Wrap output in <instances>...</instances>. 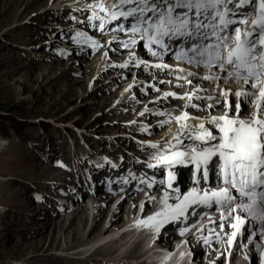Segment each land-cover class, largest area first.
<instances>
[{"label": "rangeland", "instance_id": "obj_1", "mask_svg": "<svg viewBox=\"0 0 264 264\" xmlns=\"http://www.w3.org/2000/svg\"><path fill=\"white\" fill-rule=\"evenodd\" d=\"M109 1L102 0L105 5ZM54 3L55 0H0V141H5L0 150V264H16L18 259L24 257L29 260L41 258L46 264H92L99 261L97 258H110L115 249H129L139 237L137 227L132 226L137 217L127 225L129 229L126 237H112L111 242L98 247L99 251L101 250L99 254H93L91 259H84L78 254L79 249L89 251L91 246L85 245L92 242L100 232L99 226L93 225L97 211L104 209V213H109L112 209L107 217L109 221L122 202L125 195L123 191L131 190L133 193L121 204L117 218L118 224L122 220L125 222L130 219L134 211L131 207H134L137 195L141 192L139 189L134 191L135 187L129 186L125 187L126 189L120 188L125 189L123 191L118 189L120 191L117 194L107 199L98 195L93 198L89 195L82 197L81 189H92L96 185L111 188L124 181L123 179L111 186L108 184L104 172L101 173L94 166V162L100 157L94 158L93 151L87 150L82 138L101 151L99 154L122 157L131 164L141 163L142 160L137 157L152 149L144 142L165 141L168 137L165 130L175 125V120L172 119L169 123H161L169 118L157 113L176 115L179 109L186 108L191 116H203L205 113L200 109L204 104L211 103L196 101L195 103L200 104V109L186 107L185 101L178 97L188 90L189 85H184L183 88L178 83L169 82L172 77L162 79L163 76L151 68L148 75L137 76L133 72L134 66H130L133 73L126 72L128 77L114 79L111 71L120 70L112 64H118V59L120 62L128 61L129 55L122 59L120 55L116 56L115 60L107 63L104 60L103 63L109 68L102 73V81L97 78L93 82L103 65L101 62L98 69L97 65L104 49L101 45L92 48L83 41L74 43L73 36L76 31L85 32L101 42L108 40L110 34L122 37H125V34H117L113 29L106 35L100 34L105 30L96 32L87 26L88 22L83 18L88 15L83 18L81 16L88 12L89 17L92 15L93 9H89L88 5L94 4L95 0H88L76 10L65 11V5H53ZM95 11L98 15L104 14L97 9ZM90 22L93 24L98 21ZM109 27H113V23L107 28ZM135 49L136 47H133L130 51ZM134 54L139 57L138 53ZM88 59L95 67L85 66L83 68L88 69L83 73L72 75V79H80L83 84L76 86L77 82L71 83L75 87V94L67 95L63 91L66 80L55 78L56 73L71 68H82L81 62ZM139 60L152 64L167 61L164 57L156 60L146 55L139 57ZM132 64H135V61ZM182 66L187 65L180 67ZM66 82L69 83V80ZM98 82L99 85L96 84ZM112 83L113 92L106 91L105 87ZM130 84L135 96L123 104L124 100L121 99ZM91 90L93 94L84 97ZM136 90H142L141 94L136 93ZM165 92L177 93V98L165 97ZM165 98L170 99L164 104L158 103L159 99ZM229 101L232 102L231 96ZM127 105H133L135 109L129 111L126 109ZM113 107L123 110L114 113L111 111ZM147 114L149 116H144ZM188 123L194 124V120ZM146 129L149 133L142 132ZM148 134L152 136L149 137ZM102 136L107 139L106 142L102 140ZM48 167L56 170H49ZM184 173L186 172L183 171ZM160 177L162 175H159V178L156 176L158 182H155L153 187L157 189L155 191L164 187V180L160 181ZM143 186H147V183ZM55 194H63L64 197L60 198L67 204H61L48 197ZM76 196L80 198L78 202L74 201ZM86 197H89L91 207L90 222L84 224L76 220L73 230L64 226H57L56 229L59 214L53 204L64 207L65 209L60 211L63 212V218L69 220L78 215L76 209L80 205H86ZM46 213H50L47 218ZM199 242L206 246L203 241ZM250 247L252 246L249 245ZM152 248L154 243H151ZM210 252L215 253L214 250Z\"/></svg>", "mask_w": 264, "mask_h": 264}, {"label": "snow or ice", "instance_id": "obj_2", "mask_svg": "<svg viewBox=\"0 0 264 264\" xmlns=\"http://www.w3.org/2000/svg\"><path fill=\"white\" fill-rule=\"evenodd\" d=\"M88 7L93 9L89 20L99 22L98 31L105 30L108 22H117L115 30L126 37L119 42L121 47L132 49L142 40L156 60L174 52L177 65L173 74L182 81L180 87L189 85L191 89L178 97L186 107L200 109V104L193 101H211L200 109L203 116H191L184 110L176 115L157 113L169 118L161 123L175 120L178 131L163 144L144 142L154 150L147 167L191 165L194 186L181 194L172 185L174 172L167 171L159 198L145 193L149 204L155 201V210L137 218L135 226L150 230L155 238L165 224L186 220L190 211L214 208L220 223L218 233L208 229L212 238L220 242L223 233L226 247L231 249L251 223L254 231H247L246 238L258 253L259 264H264V0H112L108 5L95 0ZM95 9L104 14L98 15ZM120 21H127V26ZM81 41L92 48L99 46L97 40L78 31L73 42ZM129 58L137 65L147 63L136 58L133 51H129ZM127 66V60L120 65ZM152 66L173 72L162 62ZM193 79L197 83L193 84ZM163 96L177 98V93L165 92ZM190 120L196 122L190 124ZM213 165L219 183L209 187ZM124 182H128L126 178ZM147 187L152 188L153 182L148 181ZM143 206L141 201V209ZM199 215L206 213L201 211ZM206 223L215 222L209 218ZM226 223L228 232L224 231ZM187 231L188 227L179 228L180 235ZM197 238L211 247L207 236ZM240 246L250 250L249 245ZM216 255L221 253L217 251ZM244 260H249L247 254Z\"/></svg>", "mask_w": 264, "mask_h": 264}, {"label": "bare ground", "instance_id": "obj_3", "mask_svg": "<svg viewBox=\"0 0 264 264\" xmlns=\"http://www.w3.org/2000/svg\"><path fill=\"white\" fill-rule=\"evenodd\" d=\"M37 2H39L40 0H36ZM88 0H55V3L53 4V5H55V4H59V5H61V3H62V6H66V8L64 9V11L65 10H76L78 7L80 8V6H82L84 3H86ZM112 1V0H111ZM86 5V4H85ZM64 6V7H65ZM61 9V8H60ZM63 9V8H62ZM57 10V9H56ZM83 10V9H82ZM97 10H99V9H97ZM84 11H86V9L84 8ZM81 12V11H80ZM61 13V12H60ZM59 13V14H60ZM81 14V13H80ZM89 12H88V14H83L82 16H81V18H83V17H85V16H87V17H85V18H83V19H85V20H87V26H89L92 30L93 29H95L96 30V32H98V28H99V22H97V23H93V24H91V22H90V20H89ZM67 17V16H66ZM121 23H123L122 21H120ZM85 23V22H84ZM111 23H113V27H109V28H106L105 29V32H100V34H107V33H111V31H113L114 30V32H116L117 34L119 33V34H122V35H124V33H122V32H120V31H118V30H115L116 29V27H117V22H115V21H111V22H108V25L109 24H111ZM90 24V25H89ZM86 26V27H87ZM96 27V28H95ZM82 28V27H81ZM81 28H79V29H81ZM113 29V30H112ZM79 30H77L76 32H78ZM81 32V31H80ZM114 32H112V33H114ZM91 34V33H90ZM99 36V35H98ZM102 36V35H101ZM113 36H115V35H113V34H110V36H108L109 38H108V40H106V41H100L99 39V41H100V43H99V45H101L100 47L101 48H103L104 49V53H103V55L101 56V61H100V63L97 65L98 66V69H100L99 67H100V64H101V62L103 63V61L104 60H106V63L108 62V61H111V60H115L116 59V56H119L120 55V58L122 59L125 55H129V51L131 50V49H129V48H124V47H121L120 46V41H125L126 40V37H122V36H115L116 37V39L115 40H113ZM94 39V38H93ZM98 41V42H99ZM133 47H136V49L135 50H133L134 51V53H138V56L139 57H141V56H149V58H151L152 56H151V54L147 51V49L144 47V45H143V42H142V40H138L137 41V43H136V45H134ZM93 52V51H92ZM92 52H90V53H92ZM100 53V52H99ZM128 57V56H127ZM139 57H136V58H138L139 59ZM163 57L165 58V60H167L166 62H164V61H161L162 63L164 62V63H166V64H168V65H170L172 68H173V72H170L169 71V69L168 68H164V69H159V68H156V67H153L152 65V63L151 62H147L146 64H140V65H137L136 63L135 64H132V63H134V59H130L129 57V59H128V66L127 67H120V65L121 64H123L125 61H121L120 62V59H118L117 60V62H118V64H112V66H114V68H117V69H119L120 71H111V75L114 77V79L115 78H119V80L120 79H122V78H126V77H128V73H133L134 72V74H137V76H146V75H148V73H149V69L151 68L152 70H154L155 72H158V74H160V76H163L162 77V79L163 78H170V77H172L171 79H169L168 81L169 82H173V83H178V85L179 84H181L182 83V81H178L177 79H176V75L175 74H173L175 71H176V69H175V67H176V65H177V62L176 61H174V53H172V52H168V53H166V54H164L163 55ZM90 59V58H89ZM86 60V61H83V62H81V63H83L82 64V68H71V69H69V70H66V71H64L63 72V70L59 73V72H57L56 74L57 75H55V78H58V79H61V80H69V83L68 82H66V81H64V86L65 87H63L64 88V92H66V94L67 95H73V94H75L74 92H75V87L71 84V83H73V82H77V84H76V86H79V85H81V84H83V81H80V79H77V78H74V79H72L71 78V76L72 75H76V74H81V73H83L84 71H85V69H88V68H90V67H95L94 65L95 64H92V61H90V60ZM67 60V59H66ZM70 61H71V59H69ZM126 60V59H125ZM58 61V60H57ZM132 61V62H131ZM142 61V60H141ZM56 62V61H55ZM53 63H54V61H53ZM106 63L104 64L103 63V65L101 66V69L99 70V72H98V74L96 75V78H94V80H93V82L95 81V79H100L101 77H102V73L107 69V68H109V66L107 67L106 66ZM41 64V63H40ZM52 64V63H51ZM55 64V63H54ZM38 65V64H37ZM34 66V65H33ZM52 66H55V65H52ZM88 67V68H83V67ZM130 66H134V68H133V72H132V69L130 68ZM181 66V65H180ZM35 67V66H34ZM40 67V66H39ZM110 67H111V65H110ZM183 67V66H182ZM187 67V66H186ZM52 68V67H51ZM58 68V67H57ZM65 68V67H64ZM96 69V68H95ZM113 69V68H112ZM65 70V69H64ZM121 71H123V72H121ZM126 72H128V73H126ZM123 73H125V74H123ZM101 75V76H100ZM46 76V75H45ZM100 76V77H99ZM102 79V78H101ZM100 79V80H101ZM103 80V79H102ZM101 80V81H102ZM167 80V79H166ZM58 82H60V81H58ZM141 82V81H140ZM195 83H197V81L195 80V79H193V84H195ZM202 83V85L203 86H208L207 85V82H201ZM97 85H99V82L98 83H96ZM113 83L112 84H109L107 87H105V90L106 91H108V92H113ZM115 88V87H114ZM184 88V87H183ZM185 88H187V86H185ZM98 89V88H97ZM101 89V88H100ZM99 90V89H98ZM135 90V89H134ZM184 90V89H183ZM188 90H191L190 89V86H188ZM136 93H138L139 95L141 94V92H142V90H136L135 91ZM96 93V92H95ZM127 93V94H126ZM133 92H132V88L130 87V88H128L127 87V89L125 90V92H124V94H123V97H122V99L121 100H124L122 103L123 104H125V103H127L128 101H130V99H132V97H134L135 95H133L132 94ZM91 95V94H93V91L91 90V91H89L88 93H86L85 95L84 94H82V96L81 97H83V95H84V97H87V95ZM97 94V93H96ZM110 94V93H109ZM108 95V94H107ZM168 99H170V98H165V99H159L158 100V103L159 104H164L166 101H168ZM194 103L196 102V101H193ZM122 104V105H123ZM132 104V103H131ZM126 106V105H125ZM128 106V105H127ZM188 107H190V106H188ZM126 109H128L129 111H132L133 109H135V106H128V108H126ZM123 110V108H112L111 109V111H113L114 113H118V112H120V111H122ZM125 110V109H124ZM181 110H184V111H186V112H188L189 113V111L185 108V109H183V108H181V109H179L178 110V112H177V114L181 111ZM150 113H152V112H150ZM154 113H157V112H154ZM242 113H243V106H242ZM144 116H149V114H147V115H144ZM173 121V120H172ZM196 121H194V123H195ZM173 123L175 124V125H172V127L171 128H169L168 130H165L166 131V133H168V137H166V140H168L171 136H172V134L173 133H175V131L177 132L178 131V126H177V124H176V122L175 121H173ZM101 131V130H100ZM142 132L143 133H149V130H142ZM150 133H152V132H150ZM147 136H149V137H151L152 135H147ZM102 140L103 141H107V139H105V137L104 136H102ZM165 140V141H166ZM4 142L5 141H0V150L3 148L2 146H3V144H4ZM164 143V141H162L161 143H159V144H163ZM120 147H122L123 149H126L125 147H123V146H120ZM149 151H151V150H149ZM133 153H134V151H132ZM48 169L49 170H56L55 168H53V167H48ZM155 174V173H154ZM2 177V176H1ZM188 177H190L189 176V173H188ZM6 178V176L3 178V179H5ZM8 178H11V177H8ZM121 181V180H120ZM155 182H157L156 180L153 182V187H154V185H155ZM123 183H125L124 181H121V183L120 184H118V185H116L115 187H114V189L113 190H111L113 187H111V188H106V187H103V186H101V185H96L94 188H92V189H89V188H87V190H84V189H81V192H82V197H85V196H87V195H89V197H91V198H93V197H95V196H101V197H106V199L107 198H109V197H111V196H114L113 194H117V192H119L121 189L120 188H122V187H124L125 185L123 184ZM121 185V186H120ZM125 188V187H124ZM118 189H120V190H118ZM131 189V188H130ZM99 190H103V192L102 191H99ZM123 190H125V189H122L121 191H123ZM133 190V189H132ZM135 190H137V188H134V191ZM146 190V189H145ZM152 190V192H154L155 194H156V192L157 191H155V190H157V189H154V188H152L151 189ZM124 192V196L122 197V195H121V197H122V202H120V204L118 205V207L116 208V210H115V212L113 213V215H111L112 217H111V219L109 220V221H107L108 220V215H110V211L112 210V209H110V211H109V213H104V212H106V211H103L102 209H100L99 211H97L98 213L96 214V219L94 220L95 222L93 223V225H94V227H98V229H99V233L96 235V237L93 239V241L92 242H90V243H88V244H86L85 245V247H90L91 249L88 251L87 249H84V250H81V251H83V252H81L80 251V249H79V252H78V254H81V255H86L88 252H91V254L89 255V257L87 258V259H89L90 258V256H93V254H99L100 253V251H99V249H98V247H94V245H97L98 243H109V242H111V240H112V237H115L116 235H120V231H116V230H113V231H111L118 223V221H117V218H118V216H119V212L121 211V204L123 203V201H125L126 200V198L128 197V196H130V195H132V193H133V191H123ZM143 194L144 193H140V194H138L137 195V199H136V201H135V205H134V207H133V205H132V207L131 208H133V209H135L136 207H137V204H136V202H137V200L138 199H142L143 198ZM153 195V194H152ZM89 197H86V199H87V201H88V198ZM100 197V198H101ZM146 197V196H145ZM97 198V197H96ZM80 200V198L78 197V196H76L75 197V200L74 201H76V202H78ZM89 204H90V201H88V202H86V205H80V207H78V209H76L79 213H78V215H76L74 218H70L69 220L68 219H66V218H63V216H62V211H60V210H64L65 208L63 207H61L60 205L58 206V205H55V204H53V207H54V209H56V211L58 212V214H59V217L56 219V229H57V226L58 227H61V226H64L66 229H68V228H70L71 230H73V229H75L74 228V226H75V224H76V220H80V222L81 223H84V224H86L89 220H91V218H90V213H89V208H91V207H89ZM132 210V209H131ZM55 211V212H56ZM50 212V211H49ZM56 212V213H57ZM39 213V212H38ZM47 215H46V218L48 217V216H50V213L48 214V213H46ZM53 215V214H52ZM71 215V214H70ZM43 216V215H42ZM95 217V216H94ZM50 218V217H49ZM138 218V217H137ZM51 219H53V217H51ZM133 219V218H132ZM132 219H127L125 222L127 223V225L129 224V223H131V220ZM58 221V222H57ZM55 222V221H54ZM78 222V221H77ZM90 222V221H89ZM79 224V223H78ZM125 226L126 227V230H128L129 229V227L128 226ZM173 225H174V223H171V222H169L168 224H166L164 227H163V229L161 230V232L158 234V236H157V239H156V242L157 243H160V244H167L168 242H169V240H170V238H171V236H173V235H176L177 234V232H176V230L174 229V227H173ZM248 225H249V231H254V227H253V225L251 224V223H248ZM77 228V227H76ZM56 231V230H55ZM77 231V230H76ZM111 231V232H110ZM134 230H132V232H133ZM136 231H138V235H139V237H141V238H144V236L146 235V234H151L148 238H147V240L146 241H144V244H141L140 245V248L141 249H146V251H144V252H148L150 249H151V243H153V233L150 231V230H148V229H145V228H142V227H137L136 228ZM71 232V231H70ZM146 232V233H145ZM127 233H128V231H127ZM127 233L124 235V237H126L127 236ZM199 235H201L200 233H198L197 235H195V236H191L190 237V240H193L194 239V237H196V236H199ZM120 237H122V235H120ZM254 238H256V237H254ZM216 240L215 239H213L212 240V242H215ZM186 244L185 243H183L182 244V246L181 247H179L174 253H172V255H169L168 256V259L167 260H165L164 259V257L166 256V255H168L169 253H166V252H164V253H162L161 255H159L158 257H156V259L155 260H151V262H150V264H169V261L170 260H172L173 258H176L177 257V261L176 262H178V261H180V260H182L183 259V257H181L180 256V253L181 252H184L185 253V250L187 249L186 247ZM100 247V246H99ZM98 249V250H97ZM193 251H192V255L193 256H195V255H197L201 250H202V245H201V242H198L196 245H194V247H193ZM252 249V252H254V254H256L257 255V253H255V249L252 247L251 248ZM117 250H119V252L120 251H123V250H125V249H123V248H119V249H117ZM152 250V249H151ZM214 252H215V250H214ZM103 254L105 253V251L104 252H102ZM107 253V252H106ZM39 255V254H38ZM129 255L130 256H132L133 255V253H129ZM158 255V254H157ZM104 256V255H103ZM36 257H38V256H36ZM188 257H189V255H188ZM34 258V257H33ZM220 258H221V255L220 256H218L216 259H215V261H214V264H217L218 262H219V260H220ZM83 259V258H82ZM85 259V258H84ZM92 259H96V258H92ZM99 261H95V262H93L92 264H123V263H117V262H115V261H111V260H107V259H102V258H97ZM16 264H46L45 262L43 263L42 262V259L40 258V259H37L36 258V260H34V259H32V260H29V258L28 257H24V259L22 258V259H18L16 262H15ZM192 263V262H191ZM243 262L242 261H238V264H242ZM81 264H85V262L84 263H82L81 262ZM124 264H126V263H124Z\"/></svg>", "mask_w": 264, "mask_h": 264}]
</instances>
